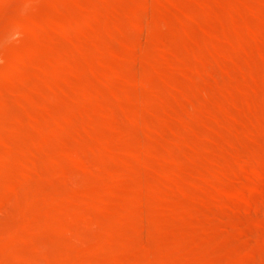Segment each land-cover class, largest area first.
Listing matches in <instances>:
<instances>
[{
  "label": "bare ground",
  "instance_id": "obj_1",
  "mask_svg": "<svg viewBox=\"0 0 264 264\" xmlns=\"http://www.w3.org/2000/svg\"><path fill=\"white\" fill-rule=\"evenodd\" d=\"M36 1L39 0H32V3L30 0V5H27H33L31 7L34 9V5L37 6V3L35 4ZM46 1L53 5V11H51V13L53 12L52 14H41L37 11L36 13L38 16H35L37 14H34V12L38 10L37 7L35 8V11L33 10L34 12L30 11L34 14L33 16L32 13L27 11L28 8L30 10L31 7L27 6L26 12L22 11L23 14L25 13L23 16H15L16 19L14 21L12 20L16 30H14L15 28L13 25H11L13 28L10 29L17 32L18 28L20 29L18 30V33L22 30L25 31V33H31L30 36L33 34H39V41L37 42L39 45L36 43L35 45L39 48L45 45L47 50L39 53L36 47L34 48V45L26 47L23 46V43L21 46L16 45L19 48L14 46L18 50H10L4 55L3 62L5 63L0 68V80H10L8 82H12L11 80H13L16 87H12L8 91L5 89L7 92L3 91L4 87L2 85L1 88L3 87V89L0 88V145L10 141L5 150H0V183H6L8 190L15 191L23 184H30L31 181H34L35 183L34 179L38 175V172L45 173L42 177L40 176L42 179H45V181L41 180V184H44L43 182L46 183L48 175L52 176L51 174H61L64 176L71 174L73 176L76 172L84 171V173L88 175V178L85 179L92 182L104 180L108 183L111 180L118 184L120 183L121 186V183L134 179L136 187L130 196L117 199L118 201L116 198H110L107 195L95 200V202L100 201L97 206L100 207V209L102 208V210H105L104 214H106L108 208H111L110 210H116H114L113 217L115 218V221L113 222L114 225L117 223V226L115 225L116 227L109 228L110 230L108 229L107 235L104 238L101 237L103 239L100 240L99 243L101 244L99 246V243L97 246L92 244L89 245L88 237H85V233L93 229V227L91 228L90 226L95 223L94 210H99L96 208V205H93L95 203L92 202L91 204L89 200L85 201L86 199L84 198L81 200L77 199L78 202L72 201L71 203V201L64 200V198H69L68 196H64L63 200L65 202H61V207H58H60V213L67 216V218L65 217L66 220L56 222L47 219L44 222L39 221L40 223L36 224L34 222H30L29 225L25 223L27 226L24 228L25 234L22 233L23 237L19 238L13 236V238L9 239L5 244H0V264H18V262L23 260H28L27 262H37L36 264H44L43 260L47 257L46 248L48 247H46L44 251V249L41 250L39 244V246L36 245L33 248L31 247L32 249L25 251L20 249L21 247H19V245H25L29 242L31 243L33 238H35L34 235L36 233H41L43 231L48 232L50 229H55V231L57 230L58 232H61V236L63 233H67L66 235L68 236L66 237H68L69 240L68 238L66 240L68 241L72 238L71 240L75 239L76 242H81H77L76 247H78V244H80L81 247L88 245L85 254L87 257L89 256V258L85 256L79 259L77 258L78 262L74 264H126V262L131 261V259L135 260L133 261L134 264H212L214 262L217 263L219 257H217V255L212 256L210 251L212 249L220 250L223 246V242H221L223 238L220 235L221 232H233L235 234V239L241 238V242L243 240L242 238H245L248 233L252 234V231H255L254 234L259 235L260 230H264V210H260L264 207V205L261 204L264 203V192L261 182L264 178V147L263 145H260L259 147H255L254 150L250 147L252 152L250 151L249 154L245 155L239 154L232 161L228 160V156L238 143L235 139L236 135H233V130H235V126L242 120L240 116L234 113L236 111L233 112L234 109H232V104H235L236 101L240 100V94L245 98L246 103L244 105H246V108L249 109L251 113V111L256 108L253 99L260 100V87L257 88L258 85L256 86L254 82L257 73L261 70V66L259 65L263 64L264 66V0ZM69 1L74 3L72 6L73 8L67 9L65 6H63V8L59 4L61 3L64 5V3H70ZM25 2L29 1L25 0ZM21 4L23 5L24 3L21 2ZM154 7L156 8V11ZM170 8H173L174 10L180 8L185 11H182L181 13L179 10H175V14L173 15L170 13L173 11H168ZM164 9H166L167 14L169 15L163 13ZM152 10L156 12V15L154 11L153 14H151ZM148 11H150V13ZM145 13H148V16H145ZM142 14H144V16ZM57 15H60L61 17H57ZM149 16H152V18H149ZM255 17L261 20L260 24H257L255 21L256 25H254V20L251 23V18ZM95 21L100 24V26L97 25L99 28H92V24ZM126 25H131V28H129L131 29L130 33H139V36L145 32L147 34L148 32L150 34H148V37L143 34L145 36L142 35L140 38L141 40L142 37L145 39L147 38L148 42H142L138 39V36V38H136L137 41L123 44V36L128 32ZM193 25H197L198 30H191ZM50 30H52L51 33ZM76 30L80 32L78 33L79 36L82 34L84 35L77 39H75L76 37H71V35H73L72 33H74L73 31L77 32ZM136 34L135 36H137ZM57 35L63 37L59 38ZM57 38L64 41L66 38V41L59 42ZM154 38L156 41L154 40L153 42L152 39ZM14 39H16V37ZM14 41L16 42H13L12 39L13 44L20 43L17 42V39ZM149 41L152 42L150 43ZM7 43H11V41ZM117 43L118 45H115ZM148 44L150 45V49H148ZM85 60H88L89 63H86V67H83L81 62L83 63ZM239 73L244 74L245 78L241 84L242 86L240 88L238 87L237 91L232 87L233 85L229 83V79L234 80L235 76ZM262 73L264 72L262 71ZM85 75L91 76L93 80L91 77H89L90 79L88 80H84L83 77ZM224 76L226 77L225 81H222V85H219L220 82L218 79H221ZM261 76L263 78V75ZM227 78L228 82H226ZM115 79H117V81L120 80L121 83L119 85L114 84ZM191 81H193V86H187L184 84V82L189 83ZM214 81L219 83L215 84L213 83ZM231 83H233V81ZM64 84H66V86H62ZM215 89H218L217 91H220L223 94L228 95L229 93L230 96L227 98V102L217 103L214 100L217 96L213 99L214 101L212 98L208 100L207 97L212 93L211 90ZM262 92L264 95V91ZM200 94L206 96L207 101L204 100V103H199V100L195 101L192 99L196 98L198 95L200 96ZM39 98H41L40 101ZM204 98H202V100ZM222 101L224 100L222 99ZM163 102L172 103V105L176 104V106L181 105L185 108V112H188L187 115L180 116V124H177L174 128L173 126L176 123L171 125L175 116L174 108L163 113L161 117L163 123L161 122V125L151 123L154 125L150 126L148 123L150 114L154 113V110H152L154 105ZM240 102L241 101H239V104L241 105ZM256 103H258L257 100ZM41 106L46 109L48 108V110L54 106L57 109L55 112L49 110L47 114H39L37 111L38 108H36L35 110L37 113L35 112L34 115L28 113L30 109ZM243 107L242 104L241 108ZM82 108L85 109V113H82ZM183 108H181V110ZM160 114H156L158 118L160 117ZM225 116L230 120L229 125L225 123ZM221 117H224L222 124V121H219ZM99 119H104L108 123H104L105 125H103L100 123ZM11 120L12 122H10ZM254 121L255 119H253V122L251 123L253 124ZM257 121H255V123ZM199 123H202L203 125L204 123L206 124L207 129L203 135V140L207 143L214 140V133L218 130L225 131L226 126L229 133L226 135L227 138L225 142H227L228 145L225 143V149L219 152L218 155H213L210 158L208 157L206 163H204L206 164V167H208V172L195 175L194 177L191 176L186 179V176L189 175H186L188 173V167L185 166L183 162H178L176 160L178 158L175 159V156L172 157V154L170 156L165 155V157L172 159L177 163L176 168L173 169L172 172H169L166 169V163H169L167 158H165L164 162L160 160L161 162L158 166L155 165L156 167L152 165L151 160L154 157H163V155L160 154L161 152L163 153V151L158 153L156 149L154 150L153 148L155 146H152L154 144L153 139L155 138V134H151V141H149L148 144L140 145L141 147L139 148H127L125 150L121 149L120 151L119 148H117L118 151L116 150L117 141L118 143L120 142L115 135L118 134L122 137V134L125 136L134 134L135 136V134H139L141 131L144 135L145 131L162 133L171 130L170 132H173V136L170 138L173 137V140H171L174 143L189 142L192 144L190 138H192L196 132L197 125L200 127ZM257 125H259V123ZM118 126L121 128L118 129ZM260 130L259 126L254 127L253 124V126L245 132L248 136H255L256 134H259ZM240 134L241 133H239V135ZM113 136L117 141L113 139ZM259 138L261 139V137ZM198 139L200 140L201 138L198 137ZM24 140L28 141L25 142ZM69 140H74V145L72 144V146H69L68 148L57 147V144L61 145L66 141L69 142ZM124 140L125 142L127 141L126 139ZM197 140L195 141L196 144L199 142V140L198 142ZM136 142L138 141L136 140ZM121 143L124 144V142ZM134 143L132 142V145ZM196 146L198 149L201 145L198 144ZM198 153L199 152H197V154ZM203 154H198V156L195 154L196 156L192 158V161L190 160L191 164H196L199 156ZM43 155L45 157L42 158ZM181 155L179 157H181ZM122 157H126L130 161L128 160L129 162L127 161L122 167L115 168L114 165L124 159ZM182 159H184V157ZM138 163L139 165L137 166ZM197 166L200 170L201 166H199V163ZM154 168L160 172L159 177L155 181V185L152 188L149 187L152 192L154 191L155 196L152 194L151 196L148 195V197H146L147 189H145V184L147 185V183L144 182L143 177L145 176V172L150 169L154 171ZM15 171L18 173L16 176H8L9 172L15 173ZM97 171H99V173ZM80 177H82V175ZM178 177H181L183 182L179 184L172 183V181ZM67 179L66 176L65 181H70ZM78 179L80 180L81 178ZM78 179H76V183L78 182ZM85 179L83 178V181ZM74 181L75 180H73V183H75ZM38 182L40 183V181ZM38 182L35 184L31 182L32 185H34L31 188L38 185ZM86 182L87 181L81 183V185H84ZM47 183L48 187L49 182ZM100 183L99 184L102 185V182ZM46 184L44 186H46ZM60 184L57 186L60 187ZM78 184L77 186L80 185ZM112 185L113 184H111V186ZM30 186L31 185H29V187ZM29 187L23 188H28L27 190H29ZM189 187L199 190V194H195L196 197L191 198L189 203L183 204L184 201L180 202L182 200L179 198L180 201H175L172 203V206H160V203L158 202V200L162 199L160 197H167L165 199L168 200L174 199L168 197H172L175 193H185ZM37 188L40 187L38 186ZM45 188L46 187H44V189ZM70 188L73 189L76 187L72 188L71 186ZM208 188H211V190ZM66 189L65 192L67 191ZM18 190L19 189H17V191ZM36 190H34V192ZM56 191L59 192L57 189ZM89 191L92 193L91 189ZM104 191H106V189H104ZM208 191H210V193L205 194V192ZM6 192L3 193V195L0 193V211H2L6 205L11 203L12 200L9 195L11 191L10 193ZM23 192L20 194L25 195V198L26 196L31 195L30 192H27L29 195ZM34 192L32 191V193ZM109 192L111 194L113 190H110ZM124 192L126 191L124 190ZM245 192L246 194L250 192L249 196L245 197ZM42 193L44 194V190ZM59 193L61 194V192ZM106 193L108 192H105V194ZM32 196H30L29 199ZM36 196L41 197L42 195ZM17 197H20L18 198L19 200L22 198L25 199L23 196L21 198V196L17 195L16 198ZM72 197L73 196H71V199ZM91 197L89 196V198ZM41 198L39 200H41ZM57 201L50 202L52 210L57 206ZM18 202L23 203L24 200ZM151 202L157 207L155 210L150 209L148 204ZM25 203L27 204V201H25ZM13 204L9 205L12 209L15 207ZM259 204L263 206L260 207ZM37 208L39 209V207ZM216 209L219 210L216 211ZM22 210H24V208ZM18 212L19 211H17V214ZM97 212L98 213L95 211V214H99V211ZM7 213L9 212L7 211ZM13 213L14 212H12V214L9 213V216L16 214ZM19 213H21V211ZM106 215L105 218H107ZM59 216L57 217L59 218ZM99 216L104 219L103 215L100 214ZM14 217L16 218L17 215L12 218ZM24 217H26V215H24ZM161 217L165 218L166 222L167 220L177 223L179 222V224L191 222L193 224V229L190 230V232L180 234V236L178 235L179 233L175 231L177 232L176 238H178V236L179 238L174 240V238L171 237L174 241L171 243L172 245L162 246L165 248L163 250L161 249L162 251H159L158 247L154 245L155 242L161 243L160 241L158 242V240L166 239L168 235H175V232L173 233V231L170 230L171 227L168 229L166 226H159L162 222L158 223ZM249 217L252 218L253 221L250 225H246ZM7 218L11 219V223L12 218ZM53 218L56 217L53 215ZM98 218L99 217H97V219ZM245 218H247L246 222H244ZM108 219H110V217H108ZM3 221L1 223H3ZM91 222L94 223L91 224ZM4 224L5 223H3L1 228L4 227ZM171 225H173L172 222ZM174 225L177 226L176 224ZM175 226L174 228L172 227L173 230L176 229ZM89 227L91 229L87 230ZM8 229H11L12 232L14 231L11 227ZM18 229L17 232L20 231V227ZM3 231L5 232V228ZM6 231L8 234L9 231ZM256 231L259 232L256 233ZM209 232H219L218 236H220L221 240L218 238L220 241L217 239L212 243L210 238L209 241L211 242H207L208 236L206 237L207 240H205V242L202 238V240L200 239L199 241L200 243L203 241V244H200V248L196 247L197 249H200L199 251L197 249H191L190 247L193 245L189 247L190 249L183 246V244L186 243L184 241L190 239L192 235L197 234L198 236L200 233L209 234ZM1 233L3 232H0V234ZM100 235L102 234L100 233ZM262 235L263 234H261L258 239H260ZM4 237L6 236H3V240ZM85 238L87 240H85ZM156 238L160 239L155 241ZM253 238L256 240V235ZM59 240L61 241V238ZM64 241L62 237V242ZM135 241H141V243L138 242L139 244L136 243V245ZM74 242L75 241H71V243H69L73 244ZM188 242L190 243V241H187V243ZM195 242L198 243V241ZM233 242L234 244H232L231 247H234L233 245L237 244V242ZM238 242H240V240ZM257 242L259 243V240H257ZM262 243L264 244V239L263 242H261V245ZM66 244H68V242ZM131 244H134L132 245L134 249L137 246L140 247V244H142V247L141 249L139 248L140 251L137 250L139 252L134 253L132 252L134 250L132 249L133 247L130 246ZM245 247H247V244H245ZM250 247L248 250H245L240 254L238 253V259H235L237 263L231 260L227 263L225 262V264H245L254 259V257H256L255 255L258 257L263 256L262 254L258 255V252H264V248H260L262 250L259 251L260 249L258 250L257 247V252L255 251L252 253V250L253 248L255 250V247ZM62 248H64L63 245ZM51 249H49V251L52 252ZM64 249L66 251L69 248ZM250 249L251 251H249ZM107 251L111 252L112 256H110V253ZM74 252L76 251L74 250ZM103 252L109 253L108 256L111 258L108 260L109 257L107 256L108 261L100 263L96 260H91ZM104 254L105 253H103V257H105ZM67 256L68 255H66V257ZM263 258L262 260L264 261ZM73 259L75 260L74 257ZM173 259L177 261H173ZM223 260L224 257L222 258V262ZM64 261L65 260H63V262ZM60 263L71 264V262ZM128 263L130 264L131 262Z\"/></svg>",
  "mask_w": 264,
  "mask_h": 264
},
{
  "label": "rangeland",
  "instance_id": "obj_2",
  "mask_svg": "<svg viewBox=\"0 0 264 264\" xmlns=\"http://www.w3.org/2000/svg\"><path fill=\"white\" fill-rule=\"evenodd\" d=\"M29 2H25V0L23 1V0H0V68H1V66H3L4 65V63L5 62H3L4 61V55L8 52V51H10V50H18V49H16V48H19V47H17L16 45H18V46H21V45H23V43H24V45L23 46H26V47H29V46H33L34 45V48L36 47V45H35V43L37 44V42L39 41V34H36V35H32V36H30V34L28 33V32H26L25 33V31H22L21 30V32L19 31V33H18V30H20V29H18L17 28V32H15V31H13L12 29H10V28H13L14 27V25H13V21L16 19V17L15 16H23L24 14H23V12L25 11L26 12V10H27V6L28 5H30L29 3H30V0H28ZM67 1V0H66ZM66 1H64V2H66ZM70 1H72V0H70ZM69 1V2H70ZM15 2H16V4H15ZM21 2L22 3H24L23 5L21 4ZM59 2H61V1H59ZM31 3H32V0H31ZM37 3V6L36 5H34V9H33V7H31V6H33V5H31V6H28V7H31L32 8V10H31V8H30V10H29V8H28V12H30V11H32V12H34L35 11V8H37L38 7V10H36L35 12H34V14L37 12V11H39L41 14H47V13H51V11H53V5H51L50 3H48L46 0H39V1H36L35 2V4ZM63 3V2H62ZM28 4V5H27ZM34 4V3H33ZM62 7L63 6H65L67 9H69V8H73L72 6L74 5V3L73 2H70V3H64V5H62L61 3H59ZM16 6V7H15ZM59 6V5H58ZM61 6H59V7H61ZM18 7V8H17ZM24 7H25V9H24ZM39 7H40V9H41V11H40V9H39ZM22 8V9H21ZM43 8V9H42ZM64 8V7H63ZM65 8V9H66ZM17 9V10H16ZM154 9H155V11H156V8L154 7ZM16 10V11H15ZM34 10V11H33ZM168 10V9H167ZM176 11L177 10H179L181 13H182V11H185V10H183V9H178V8H176L175 9ZM175 10L173 9V8H170V10H168L169 12L170 11H173V12H170V13H172L173 15L175 14L174 12H175ZM23 11V12H22ZM153 11L154 10H152V13L151 14H153ZM154 11V12H155ZM18 12V13H17ZM22 12V13H21ZM32 12H30V13H32ZM149 13H150V11H148ZM166 12V13H165ZM53 13V12H52ZM51 13V14H52ZM163 13L165 14V15H169V14H167V11H166V9H164L163 10ZM177 13V12H176ZM17 14V15H16ZM27 14H29V13H27ZM33 14V13H32ZM34 14H33V16H34ZM37 14V13H36ZM40 15V14H39ZM48 15H50V14H48ZM143 16H144V14H142ZM155 15H156V12H155ZM154 15V16H155ZM177 15H178V13H177ZM35 16H38V14L37 15H35ZM43 16V15H42ZM145 16H148V13L146 14L145 13ZM153 16V15H152ZM152 16H149V18H152ZM57 17H61L60 15H57ZM12 18V19H11ZM39 18V17H38ZM9 19V20H8ZM41 19V18H40ZM13 20V21H12ZM253 20H254V25H256V23L257 24H260L261 23V20L259 19V18H257V17H255V18H251V23L253 22ZM255 21H256V23H255ZM12 23V24H11ZM11 25H13V27L11 26ZM97 25H99L100 26V24L98 23V22H93V24H92V28H94L95 27V29H96V27L97 28H99V26H97ZM227 25V24H226ZM126 27H127V29H128V32L126 33V35L125 36H123V38H124V40L125 39H127V40H123V44H129V43H132V42H135V41H137V39L136 38H138V36L140 35L139 33V35L138 34H136L135 32H131L130 33V30L131 29H129V28H131V25H126ZM5 28V29H4ZM8 28V29H7ZM15 28V27H14ZM3 29V30H2ZM194 29L195 30H198V26L197 25H193L192 27H191V30H193L194 31ZM14 30H16V28L14 29ZM149 30V29H148ZM41 31V30H40ZM51 31L52 30H50V33H51ZM55 31V30H54ZM77 32H75V31H73L74 33H72L73 35H71V37H76L75 39H77L78 37H81V36H83L84 34H82V35H78V33H80L78 30H76ZM85 32V31H84ZM15 33H18L19 34V36H18V34H15ZM39 33H41V32H39ZM57 33V32H56ZM63 33V32H62ZM86 33V32H85ZM21 34V35H20ZM135 34L137 35V36H135ZM141 34H142V32H141ZM143 34H145V35H147L146 37H148V32H147V34H146V32L145 33H143ZM142 34V35H143ZM55 35V34H54ZM59 35V34H58ZM57 35V36H58ZM61 35V34H60ZM141 35V36H142ZM145 35H143V36H145ZM150 35V34H149ZM21 36V37H20ZM63 36H64V34H63ZM62 36V37H63ZM141 36H139V40H141L140 38H141ZM16 37V39H17V42H20V43H18V44H13L12 43V39H13V42H16V41H14V40H16V39H14ZM59 37V36H58ZM61 36L59 37V38H62ZM70 37V38H71ZM9 39V40H8ZM19 39V40H18ZM58 39V38H57ZM68 39V38H67ZM59 40V39H58ZM144 40V41H143ZM154 40L156 41V39L154 38V39H152V41L154 42ZM11 41V43H7V42H10ZM60 41H64V40H62V39H60L59 40V42ZM65 41H66V38H65ZM64 41V42H65ZM69 41H70V39H69ZM142 42H148V40H147V38L145 39L144 37H142V40H141ZM151 41V42H152ZM64 42H62V43H64ZM75 42V41H74ZM146 42V43H147ZM150 42V41H149ZM150 42V43H151ZM22 43V44H21ZM29 43H31V44H29ZM146 43H145V45H146ZM41 44V43H40ZM120 44H121V41H120ZM154 44V43H153ZM37 45H39V44H37ZM41 45H43V44H41ZM114 45V44H113ZM115 45H118V43L117 44H115ZM143 45H144V43H143ZM149 45V44H148ZM13 46V47H12ZM14 46H16V48L14 47ZM46 46H48V45H46ZM152 46V45H151ZM150 47V45L148 46V49H150L149 48ZM9 48V49H8ZM30 48H33V47H30ZM153 48V47H152ZM36 49H37V51L39 52V53H42V51H46L47 50V48H45V45H43L42 47H36ZM147 49V48H146ZM41 50V51H40ZM114 60V59H113ZM112 60V61H113ZM116 61H118V60H116ZM115 62V61H114ZM86 63H89V61L88 60H85V62L83 61V63L81 62V64H82V66L83 67H86ZM259 66H261V70L257 73V77L255 78V85L257 86V88H259V90H260V93L262 94H260L259 95V99L260 100H258V99H256L257 100V102L258 103H256V100L255 99H253V103H254V101H255V103H254V106L256 107V108H254L252 111H251V113H250V111H249V109H247L246 108V105H244L245 103H246V100H245V98H243V96L242 95H240L239 94V101H241L240 103H241V105L239 104V101H236L235 102V104L233 103L232 104V109H234L233 110V112L234 111H236V112H234L235 114H237L238 116H240L241 117V121H240V123L239 124H237L235 127V130H233L234 131V134L233 135H236V137H235V139H236V141L238 142L235 146V148H234V150L229 154V156H228V160H230V161H232V160H234L235 159V157L237 156V155H239V154H242V155H245V154H249L250 153V151L252 152V150H254L255 149V147H259L260 145H263V147H264V98H263V92L262 91H264V73H262V71L264 72V66H263V64H260ZM259 74V75H258ZM261 75H263V78H262V76ZM87 75H85L83 78H84V80L86 79V80H88V79H90L89 77H91V76H87ZM92 78V77H91ZM225 76L223 77V78H221V79H224V80H221V79H218V81L221 83H219V82H216V81H214L213 83H219V85H222V83L225 81ZM244 74H242V73H239V74H237L236 76H235V81L234 80H231V79H229L230 81H229V83L231 84V85H233L232 87L235 89V90H237L238 91V87L240 88L242 85V83H243V81H244ZM8 80V79H7ZM92 80H93V78H92ZM8 81H10V80H8ZM8 81H6V80H4L3 79V81L2 80H0V88H1V85L4 87V89H3V87L1 88V89H3V91H8L10 88H12V87H16L15 86V83L13 82V80H11L12 82H8ZM223 81V82H222ZM233 81V83H231ZM226 82H228V78H227V81ZM225 82V83H226ZM236 82V83H235ZM1 83H3V84H1ZM14 83V84H13ZM121 82H120V80H118L117 81V79H115V82H114V84H117V85H119ZM262 84L263 85V87H262V85H260V84ZM6 84V85H5ZM9 84V85H8ZM11 84H12V86H11ZM184 84L185 85H190V86H193L194 84H193V81H191V82H187V83H185L184 82ZM237 84V85H236ZM236 86V88H235V86ZM260 85V86H259ZM7 86V87H6ZM11 86V87H10ZM62 86H66V84H64V85H62ZM215 87H217V86H215ZM6 89V90H5ZM218 89H215V90H211V92L212 93H210L209 94V96L207 97L208 98V100L210 99V98H212V100L214 99L217 103H220V102H223V103H225V102H227V98L230 96L229 95V93H228V95L227 94H223L222 92H220V91H217ZM241 90V89H240ZM262 90V91H261ZM6 91V92H7ZM216 92V93H215ZM222 94V95H221ZM199 96V95H198ZM196 97V98H192L193 100H199L198 102L199 103H204L205 101H207V98H206V96H202L201 94H200V96L199 97ZM261 96V97H260ZM205 97V98H204ZM202 98H204L203 100H202ZM224 100V101H222V99ZM243 98V99H242ZM257 98V97H256ZM192 99H191V101H192ZM219 99V100H218ZM41 100V98H39V101ZM205 100V101H204ZM213 100V101H214ZM201 101V102H200ZM211 101V100H210ZM197 102V103H198ZM238 102V103H237ZM166 103V104H165ZM260 103V104H259ZM262 103V104H261ZM168 104V105H167ZM242 104H243V108H241V106H242ZM127 105V104H126ZM125 105V106H126ZM124 106V107H125ZM127 106H129V105H127ZM160 106V107H159ZM240 106V107H239ZM49 107H51V106H49ZM55 107V106H54ZM54 107H51V108H49V110L50 111H53V112H55L56 111V107L54 108ZM156 107V108H155ZM166 107V108H165ZM171 107V108H170ZM36 108H38L37 109V111H38V113L40 114V113H48L49 112V110H48V108L46 109V108H44V107H35L33 110H35ZM161 108V109H160ZM162 108H163V110H162ZM172 108H174L173 110H174V114H175V116H174V118H173V120H172V122H171V125H173V124H175L174 126H173V128L174 127H176L177 126V124L179 125L180 124V121H179V118H180V116H184V115H187L188 114V112H185V108H183L181 105H177L176 106V104L175 105H172V103H168V102H163V103H158V105L157 104H155L154 105V107H153V109L152 110H154L153 112V114L151 113L150 114V116H149V120H148V123L150 124V126H152V125H154L155 123H157V124H159V125H161L162 123H163V121H162V119H161V117H162V115H163V113H165L166 111H168L169 109H172ZM177 108V109H176ZM181 108H183L182 110H181ZM235 108H236V110H235ZM32 109H30L29 111H28V113L29 114H31V115H34V113L36 112V110L35 111H33ZM158 109V110H157ZM242 109V110H241ZM258 109V110H257ZM31 110H32V113H31ZM82 110V113H85L86 111H84L85 109H81ZM80 110V111H81ZM176 110V111H175ZM239 110V111H238ZM245 110H247V111H245ZM261 110V111H260ZM84 111V112H83ZM159 111V112H158ZM164 111V112H163ZM179 111V112H178ZM260 113H258V112ZM242 112H244V113H242ZM247 112V113H246ZM253 112V113H252ZM37 113V112H36ZM160 114V117L158 118L157 117V115L156 114ZM183 113V114H182ZM250 113V114H249ZM255 113V114H254ZM246 114V115H245ZM245 115V116H244ZM248 115H251V116H248ZM40 116V115H39ZM42 116H43V114H42ZM246 116H248V117H246ZM254 116V117H253ZM245 117V118H244ZM252 117H253V119H255V121H257V120H259V121H257L256 123H255V121H254V127H258L259 126V128L261 129L260 130V132H259V134H260V136H259V134L257 135H255V136H248V135H246V132L248 131V129H250L252 126H253V124L251 123V122H253V119H252ZM262 117V118H261ZM153 118V119H152ZM222 118V119H221ZM220 119H219V121L221 122V124L223 123V119H224V117H221ZM247 119H248V122H247ZM13 120V119H12ZM12 120L10 121V122H12ZM228 120V121H227ZM249 120H250V122H249ZM99 121H100V123L101 124H103V125H105V124H107L108 122L106 121V120H104V119H99ZM154 121V122H153ZM178 121H179V123H178ZM230 120L225 116V123L226 124H228L229 125V122ZM261 121V122H260ZM162 122V123H161ZM174 122V123H173ZM105 123V124H104ZM151 123H154V124H151ZM259 123V125H257ZM263 123V124H262ZM250 124V125H249ZM256 124V125H255ZM46 125V124H45ZM202 125V126H201ZM252 125V126H251ZM199 126L200 127H198V125H197V127H196V132L194 133V135L192 136V138H190L191 140H190V142L192 143V144H190L189 142H187V143H174L172 140H173V137L172 138H170L171 136H173V132L171 133L170 131L171 130H169V131H166V132H162V133H156V132H153V131H149V132H147V131H145L144 132V135H143V133H141V136H140V133L139 134H135V136H134V134H132V135H128V136H125L124 134H122V137H121V135H115V137L119 140V142L120 143H118V141H117V139H115V137L113 136V139H115L116 141H117V145H118V147H117V145H116V150L118 151V149L117 148H119V151L122 149V150H125V149H127V148H139V147H141L142 145H146V144H148V142L149 141H151L150 140V137H151V134H155L154 136H155V138L153 139L154 140V144L152 145V146H155V147H153L154 148V150L156 149V151L158 152V153H160L161 151H163V153L161 152L160 154L161 155H163V157L161 158L160 156L159 157H154L151 161H152V165L153 166H158L159 165V163L161 162V161H163L164 162V160H165V158H167V157H165V155L166 156H170L171 154L173 155L172 157H174L175 159L176 158H178V159H176L178 162L179 161H181V162H183V164H185V166H187L188 168H187V171H188V173L186 174V175H188V176H186V179H187V177L188 178H190L191 176L192 177H194L195 175H198V174H203L204 172H208V167H206V164H204V163H206V160L208 159V157L210 158V157H212L213 155H218L219 154V152H221L222 150H224L225 149V143L228 145V143L227 142H225L226 141V135H227V133H229V130H228V128L225 126V131L224 130H218L216 133H214V140H212L211 142H205L204 140H203V135H204V133L206 132V129H207V127H206V124L204 123V125L201 123H199ZM261 126V127H260ZM121 127L120 126H118V129H120ZM220 129H222V128H220ZM242 130V131H241ZM241 131V132H240ZM246 131V132H245ZM262 131V132H261ZM153 132V133H152ZM170 132V133H169ZM199 132H200V134H199ZM148 133V134H147ZM168 133V134H167ZM239 133H241L240 135H239ZM245 133V134H244ZM157 134H159V135H157ZM148 135V136H147ZM150 135V136H149ZM242 135H243V137H242ZM263 135V136H262ZM133 136V137H132ZM138 136V137H137ZM257 136V137H256ZM137 137V138H136ZM147 137V138H146ZM161 137V138H160ZM167 137V138H166ZM168 137H169V139H168ZM198 137L199 138H201L200 140L198 139ZM219 137V138H218ZM223 139H222V138ZM259 137H261V139L259 138ZM156 138H157V140H156ZM158 138H159V140H158ZM164 139V141H163V139ZM124 139H126L127 141V143L125 142V140ZM172 139V140H171ZM199 140V142H198V140ZM136 140L138 141V142H136ZM143 140V141H142ZM146 140V141H145ZM148 140V141H147ZM162 142H161V141ZM168 140V141H167ZM171 140V141H170ZM197 140V144L195 143V141ZM25 142H27L26 140H24ZM73 141L74 140H69V142H64L63 144H57V147H61V148H68L69 146H72V144H73ZM134 143L133 145H132V142ZM142 141V142H141ZM171 143H170V142ZM203 141V142H202ZM221 141H222V143H221ZM10 142V141H9ZM9 142H7V143H4V144H1L0 145V150L2 151V150H5L6 148H7V146H8V143ZM121 142H124V144H122ZM240 142V143H239ZM131 143V144H130ZM138 143V144H137ZM143 143V144H142ZM162 143H163V145H162ZM174 143V144H173ZM69 144H71V145H69ZM198 144H200L201 146H199L198 147V149H197V146L196 145H198ZM239 144V145H238ZM74 145V144H73ZM120 145H122V146H120ZM135 145V146H134ZM141 145V146H140ZM159 145V146H158ZM192 145V146H191ZM204 145V146H203ZM238 145V146H237ZM244 145V146H243ZM252 145V146H251ZM254 145V146H253ZM131 146V147H130ZM158 148H157V147ZM167 146H169V147H167ZM189 146V147H188ZM196 146V147H195ZM211 146V147H210ZM214 146V147H213ZM166 147V148H165ZM171 147V148H170ZM179 147V148H178ZM204 147V148H203ZM217 149H216V148ZM247 147V148H246ZM252 148V150H251V148ZM124 148V149H123ZM193 148H195V149H193ZM202 148H203V150H202ZM159 149H161V150H159ZM205 149V150H204ZM208 149V150H207ZM245 149V150H244ZM180 150V151H179ZM212 150H213V152H212ZM248 150V151H247ZM207 151V152H206ZM211 151V152H210ZM197 152H199L198 154H203V155H200L199 156V159H198V162L195 164H191V161H192V158L194 157V156H198V154H197ZM166 153V154H165ZM174 153V154H173ZM210 153H211V155H210ZM213 153V154H212ZM182 154V155H181ZM185 154V155H184ZM196 154V155H195ZM209 154V155H208ZM181 155V157H179ZM188 155H190V156H188ZM205 155V156H204ZM43 157H45L44 155L42 156V158ZM184 157V159H182ZM207 157V158H206ZM122 158H124V159H122V160H120L119 162H117V164H115L114 165V167L115 168H119V167H122L129 159L128 158H126V157H122ZM189 158V159H188ZM127 159V160H126ZM126 160V161H125ZM161 160V161H160ZM167 160L169 161V163H166V169L169 171V172H172L173 171V169H175L176 168V165H177V163L175 162V161H173L172 159H169V158H167ZM184 160V161H183ZM191 160V161H190ZM130 161V160H129ZM128 161V162H129ZM167 161V162H168ZM170 161H171V163H170ZM186 161V162H185ZM190 161V162H189ZM158 162V163H157ZM180 162V163H181ZM188 162V163H187ZM199 163V166H201V169L199 170V167L197 166V164ZM188 164H190V165H188ZM201 164V165H200ZM139 165V163L137 164V166ZM168 165V166H167ZM155 166V167H156ZM175 166V167H174ZM190 166V167H189ZM194 167V168H193ZM195 167H198V168H195ZM114 168V169H115ZM153 169V168H152ZM152 169H150L149 171H147V172H145V176L143 177V180H144V182L145 183H147V185L145 184V189H147V192H146V194L147 195H145L146 197H148V195H154L155 196V194H154V191L152 192V190H151V188L155 185V181H156V179L159 177V173L160 172H158L157 170H155V168H154V171L152 170ZM170 169H172V170H170ZM197 171V172H196ZM201 171V172H200ZM98 173H99V171H97ZM193 173H195V174H193ZM14 174V175H13ZM18 173L15 171V173L14 172H9L8 173V176H10V177H13V176H16ZM45 173L44 172H38V175L36 176V178L34 179L35 180V183H37L38 181H40V183L38 182V185H35V187L34 188H31V187H33L34 185H32V183L31 182H33V184H35L34 183V181H31L30 182V184L29 183H27V184H23V185H21L19 188H17V189H19L18 191H17V189L15 190L16 191V193H15V191L14 190H8L7 189V186H6V183H0V190L2 189V187H3V189L1 190V195H3V193H5L6 192V190H7V192L6 193H10V191H11V193L9 194L10 195V198H12V200H11V203H9L8 205H6V209L5 208H3L2 209V211H0V232H3V233H1L0 234V244L1 245H3V244H5L6 242H8V240L9 239H11V238H13V236H17V237H23V234H25V230H24V228L27 226V225H29L30 224V222H34L35 224L36 223H40V222H44L45 220H51V221H59V222H61V221H65L66 219H65V217L67 218V216L66 215H64V214H61L60 213V203L61 202H65L64 200H67V201H71V203H72V201H77V199H79V200H81L82 198H84V199H86L85 201H90V203L92 204V202H94L95 204H93V205H96V208L97 209H99V210H94V219H95V223L94 222H91V224L92 223H94L92 226H90L91 228L93 227V229L92 230H90L91 228L89 227L87 230H90V231H88V232H86L85 233V237L88 239V242H89V245L90 244H92V245H94V246H97V244L100 242V240L101 239H103L106 235H107V232H108V229L109 228H114V227H116L117 225V223H115V225H114V222L113 221H115V218L113 217V214H114V210L115 209H112V210H110L109 208L107 209L108 211H106V214H108V215H106V214H104V212H105V210H102V208L100 209V207H98L97 205L99 204V202L100 201H96L95 202V200H98L97 198H103V197H105L106 195L107 196H109L110 198L112 197V198H116V200L117 199H120V198H126L127 196H130V194H132L133 192H134V189H135V181H134V179H131V181L129 180V181H127V182H123V183H121V186H120V183L118 184L117 182H114V181H109L108 183L107 182H105L104 180H100L99 182H92V181H89L88 179H85V178H88V175L87 174H85L84 173V171H82V172H76V173H74V179H73V176L71 175V174H68V175H66L67 176V178L70 180V181H65L66 180V176H64V175H61V174H51L52 176H50V175H48V178H47V181H46V183L47 182H49V186L48 187H50V188H48L47 187V185H48V183L46 184L45 182H43V181H45V179H42L41 177L44 175ZM73 174V173H72ZM78 174V175H77ZM84 174V175H83ZM56 177H55V176ZM58 175V176H57ZM70 175V176H69ZM82 175V177L85 179L84 181H83V178L82 177H80ZM87 175V176H86ZM41 176V177H40ZM54 176V177H53ZM86 176V177H85ZM7 177V176H6ZM51 177V178H50ZM75 177H76V179H78V178H81L80 180L82 181H80L79 179L77 180L78 182L76 183V179H75ZM146 177V178H145ZM50 178V179H49ZM61 178V179H60ZM150 178V179H149ZM182 178H184V177H182ZM7 179V178H6ZM36 179H37V181H36ZM39 179V180H38ZM52 179V180H51ZM59 181H58V180ZM67 179V180H68ZM147 179V180H146ZM185 179V178H184ZM183 179V180H184ZM41 180H43L42 182L44 183V184H41ZM73 180H75L74 182L76 183H73ZM152 180V181H151ZM65 181V182H64ZM85 181H87L86 183H84V185H81V183H83V182H85ZM154 181V182H153ZM52 182H53V184H52ZM64 182V183H63ZM69 184H68V183ZM79 182H81V183H79ZM90 182V183H89ZM92 182V183H91ZM100 182H102V185H100L101 183ZM105 182V183H104ZM112 182V183H111ZM183 181H182V179H181V177H178V178H175L174 179V181H172V183H175V184H179V183H182ZM262 185H263V192H264V178L262 179ZM62 184V187H61V184ZM80 185H79V184ZM100 183V184H99ZM153 183V184H152ZM39 184H41V185H39ZM46 184V186H44ZM58 184H60V187H58L59 185ZM77 184L79 185V186H77ZM100 186H99V185ZM111 184H113L112 186H111ZM2 185V186H1ZM27 185V186H26ZM29 185H31L30 187H29ZM55 186V190L53 189V187ZM58 185V186H57ZM75 185V186H74ZM86 185V186H85ZM96 185V186H95ZM39 186L40 188H37V187ZM72 186V188L73 187H76V188H73V189H71L70 187ZM84 186V187H83ZM90 186V187H89ZM94 186V187H93ZM99 186V187H98ZM104 186V187H103ZM107 186V187H106ZM23 187H29V190H27L26 188H23ZM44 187H46L45 189H44ZM59 189H58V188ZM79 189H78V188ZM97 187V188H96ZM103 187V188H102ZM109 187V188H108ZM149 187H151V188H149ZM31 188V189H30ZM36 188H37V190H36ZM52 188V189H51ZM64 188V189H63ZM67 188V189H66ZM93 188V189H92ZM25 189H26V192H25ZM33 189V190H32ZM48 189H50V190H48ZM56 189L59 191V192H61V194L59 193V192H57L56 191ZM60 189H62V190H60ZM65 189L67 190L66 192H65ZM77 189V190H76ZM91 189V192L92 193H90V190ZM100 189V190H99ZM104 189H106V191H104ZM117 189H119V190H117ZM122 189V190H121ZM132 189V190H131ZM208 189H210L211 190V188H208ZM22 190V191H21ZM34 190H36L35 192H34ZM43 190H44V194L42 193L43 192ZM46 190H48V191H46ZM52 190V191H51ZM63 190H64V192H63ZM80 190V191H79ZM110 190H113V192L110 194ZM124 190L126 191V192H124ZM195 190V191H194ZM24 191V192H23ZM32 191L34 192V193H32ZM40 191H42V192H40ZM51 191V192H50ZM54 191V192H53ZM69 191V192H68ZM72 191H74V192H72ZM83 191H84V193H85V195H84V193H83ZM101 191H103V192H101ZM26 193L27 195H29V193H27V192H30V196H32L30 199H31V202H30V199H29V197L30 196H26V198H25V195H22V194H20V193ZM63 192V193H62ZM105 192H108V193H106L105 194ZM119 192V193H118ZM199 192V190H197L196 188H191V187H189V189L185 192V193H175V195H173L172 197H168V198H174V199H170V200H168V199H165V198H167V197H160V198H162V199H160V200H158V202L160 203V206H165V205H171L172 206V203H174L175 201H180V199L182 200V201H180V202H183V204H187V203H189L190 202V200H191V198H194V197H196V195L197 194H199L198 193ZM247 192V191H246ZM246 192L244 193V196L245 197H247V196H249V194H250V192H248L247 194H246ZM36 193V194H35ZM40 193V194H39ZM88 195H87V194ZM93 193H95V194H93ZM188 193V194H187ZM192 193V194H191ZM207 193H210V191H208V192H205V194H207ZM14 196H13V195ZM20 194V195H19ZM47 196H46V195ZM69 194V195H68ZM80 194V195H79ZM92 194H93V196H92ZM104 194V195H103ZM127 194V195H126ZM129 194V195H128ZM196 194V195H195ZM21 196V198H22V196L26 199H20V200H24V202L23 203H20V202H18V201H20L18 198H20V197H17L16 198V196ZM36 195H42L41 197H37ZM60 195V196H59ZM83 195H84V197H83ZM186 195V196H185ZM34 196H36V197H34ZM49 197V198H51V199H49V198H46V197ZM54 196H55V198H54ZM59 196V197H58ZM64 196L66 197V196H68L69 198H64ZM71 196H73L72 197V199H71ZM77 196H79V197H77ZM89 196L91 197V198H89ZM119 196V197H118ZM149 196V197H150ZM45 197V198H44ZM57 197V198H56ZM178 197V198H177ZM33 198V199H32ZM41 198V200H39ZM63 198H64V200H63ZM75 198V199H74ZM180 198V199H179ZM230 198H232V197H230ZM234 198V197H233ZM15 199V200H14ZM39 200V202H38V200ZM53 199V200H52ZM60 199V200H59ZM184 199V200H183ZM16 200H18V201H16ZM35 200H36V202H35ZM58 200V201H57ZM91 200H93V201H91ZM186 200V201H185ZM25 201H27V204L25 203ZM52 201H57V206H55V208H53V210H54V212H53V210H52V208H51V206H50V202H52ZM118 201V200H117ZM44 202V203H43ZM47 202H49V203H47ZM78 202V201H77ZM15 205H14V204ZM32 203H36V204H32ZM38 203V204H37ZM44 205H43V204ZM169 203V204H168ZM13 204V206H15L13 209L12 208H10V206L9 205H12ZM20 204V205H19ZM22 204V205H21ZM29 204V205H28ZM30 204H31V206H30ZM46 204V205H45ZM261 204H263L264 205V203H261ZM16 205H17V207H16ZM149 205V207H150V209H153V210H155V208H157V207H155V204H153V202H151V203H149L148 204ZM263 205H260L259 204V206L260 207H262ZM13 206H11V207H13ZM23 206V207H22ZM26 206V207H25ZM39 207V209L37 208V207ZM58 206H60V207H58ZM92 206V205H91ZM28 207V208H27ZM35 207V208H34ZM93 207V206H92ZM260 207H259V209H260ZM24 208V210H22V209ZM34 208V209H33ZM41 208V209H40ZM96 208H94V209H96ZM161 208V207H160ZM264 207H262L260 210L262 211V210H264L263 209ZM20 209V210H19ZM1 210V209H0ZM4 210V211H3ZM13 210H16V211H13ZM30 211V212H28V211ZM41 210H43V211H41ZM219 209H216V211H218ZM7 211L10 213V214H12V212H14V213H16V214H14V215H10L9 216V213H7ZM17 211H21V213H19L18 212V214H17ZM27 211V212H26ZM35 211V212H34ZM41 211V212H40ZM44 211H45V213H44ZM51 211V212H50ZM95 211H96V213H98L97 211H99V214H95ZM110 211H112V212H110ZM116 211V210H115ZM23 212V213H22ZM34 214H33V213ZM38 213V214H37ZM49 213V214H48ZM110 213V214H109ZM8 214V215H7ZM23 214V215H22ZM51 214V215H50ZM57 214H59V215H57ZM103 215V218L105 219H102V217L101 216H99V215ZM5 215H7V216H5ZM15 215H17V217L15 218V220H14V218H12L13 216H15ZM24 215H26V217H27V219H26V217H24ZM36 215V216H35ZM41 215V216H40ZM53 215H54V217H56V218H53ZM98 215V216H97ZM105 215H106V217L107 218H105ZM57 216H59V218L57 217ZM7 217H11L12 218V222L10 223V221H11V219L10 218H7ZM29 217H31V218H29ZM41 219H40V218ZM45 217V218H44ZM49 217V218H48ZM97 217H99L98 219H97ZM108 217H110V219H108ZM6 220H5V219ZM21 218H22V220H21ZM250 218V217H249ZM248 218V221L246 220L247 218H245V221L244 222H246L245 224L246 225H250L251 223H252V218H250L249 219ZM7 219H8V222H9V226L12 228V229H14L15 228V226H16V228L14 229V231L12 232V230L11 229H8V228H10L9 226H8V222H7ZM18 219V220H17ZM60 219V220H59ZM93 219V220H94ZM113 219V220H112ZM3 220H5V221H3ZM38 220V221H37ZM100 220H101V222H100ZM103 220V221H102ZM250 220V221H249ZM3 221V223H5L4 224V227L3 228H1V226L3 225V223H1ZM40 221V222H39ZM104 221H105V223H104ZM162 221V222H161ZM164 221V222H163ZM16 222V223H15ZM18 222V223H17ZM110 222V223H109ZM113 222V223H112ZM161 222V223H160ZM169 222H170V224H169ZM171 222H172V224L173 225H171ZM25 223L27 224V225H25ZM158 223H160L159 224V226H166V228H168V229H170V227H171V231H173V233L175 232V231H177L179 234V236H180V234H182V233H185V232H190V230H192L193 229V224L191 223V222H186V223H180L179 224V222L177 223V222H174V221H168L167 220V222H166V219L165 218H162L161 217V219H160V221L158 222ZM167 223V224H166ZM7 224V225H6ZM12 224H13V226H12ZM17 224V225H16ZM98 224V225H97ZM101 224H104V225H101ZM106 224H108V225H106ZM161 224H163V225H161ZM166 224V225H165ZM169 224V225H168ZM174 224H176L177 226H175ZM15 225V226H14ZM20 225V226H19ZM23 225V226H22ZM95 225V226H94ZM101 225V226H100ZM5 226H8V227H5ZM110 226V227H109ZM174 226L176 227V229H172V227L174 228ZM20 227V231L19 232H17ZM101 227V228H100ZM103 227V228H102ZM180 227V228H179ZM4 228H5V232L3 231L4 230ZM101 229H103V230H101ZM105 229V230H104ZM6 230H8L9 232H8V234H10V233H13V234H10V235H8L6 232ZM11 230V231H10ZM16 230V231H15ZM86 230V231H87ZM110 230V229H109ZM181 231H183V232H181ZM90 232H92V233H90ZM177 232H175V235L173 234V236H167V242H166V239L164 238H161V239H163V240H158V239H160V238H156L155 239V241L156 240H158V242L160 241L161 243H157V242H155V246L156 247H158V250L160 251L161 249L163 250L164 248L162 247V246H171L172 244L171 243H173L174 241L172 240V238L171 237H173L174 238V240H176V239H178L179 238V236H178V238H176V234H177ZM181 232V233H180ZM219 232H221V231H219ZM219 232L217 233V232H209V234L207 233V234H205V233H200V234H198V236H197V234H195V235H192L191 237H190V239H188V240H186V241H184V242H186L187 243V241H190V243L188 242L187 243V245H186V243H182L183 244V246H185L186 248H189L190 246H192V247H190L191 249H197V248H200V244H203V241L205 242V240H207L206 239V237L208 238V240H207V242H211L212 241V243L213 242H215L218 238L221 240V238H220V236H218L219 235ZM230 232V231H229ZM259 231H256V233H258ZM6 233V234H5ZM23 233V234H22ZM59 233V234H58ZM60 233L61 232H58L57 230L55 231V229H50V230H48V232L47 231H43V232H39V233H36L34 236H35V238H33V240L31 241V243L29 242V243H26L25 245L24 244H21V245H19V247H21L20 249H22V250H25V251H28V250H30V249H32L33 247H35L36 245L37 246H39V244H40V248H41V250H43L44 249V251H45V248L46 247H48V248H46V259L45 260H43V261H41V262H43L44 264H61L60 262H62V263H66V262H71V264H74V263H76V262H78V259L79 258H81V257H87L86 256V254H85V251L87 250V248L86 247H88V245H86V246H82L81 247V245L80 244H78V247H76L77 245H76V243L78 242V243H81V242H79V241H77L76 242V240L74 239V240H71L72 238H70V241H68L69 240V238L68 237H66V236H68V235H66L67 233H63L62 234V236L60 235ZM87 233H89V234H87ZM100 233L102 234V235H100ZM226 233H228V232H221L220 233V235H221V237H223L222 238V240H221V242H223L222 244H223V246L220 248V250H215V249H212L211 251H210V253H211V255L212 256H216L217 255V257H219L218 259L219 260H217V263H219V264H225V262L227 263L228 261H231V260H233V262L235 261L236 263H237V261L235 260V259H238V255L241 253V252H244L245 250H248L249 249V247L250 248H253V247H255V250H254V248H253V252L252 253H254L255 251L257 252V247H258V250L260 249V248H264L263 246H264V244L262 243V245H261V242H263V239H264V230H260V232H259V235L258 234H254L255 233V231H252V234L251 233H248V235H246V237L245 238H242L243 240H244V242H243V240H242V242H241V238L240 239H235V234L233 233V232H230V233H232V234H230V233H228L227 235H225ZM39 234V235H38ZM43 234V235H42ZM49 234V235H48ZM57 234V235H56ZM65 234V235H64ZM98 234H99V236H98ZM222 234H223V236H222ZM250 234V235H249ZM261 234H263L261 237H260V239H258L259 238V236L261 235ZM8 236L7 238L6 237H4V240H3V236ZM21 235V236H20ZM42 235V236H41ZM64 235V236H63ZM90 237H89V236ZM96 235V236H95ZM211 235H212V237H211ZM224 235H225V237H224ZM256 235V240H255V238H253L254 236ZM33 236V237H34ZM175 236V237H174ZM218 236V237H217ZM231 236V237H230ZM248 236V237H247ZM61 238V241L59 240V239H57V238ZM62 237H63V241H64V239H65V244H64V242H62ZM92 237V238H91ZM101 237H103V238H101ZM170 237V238H169ZM200 237V238H199ZM228 237V238H227ZM234 237V238H233ZM68 238V240H66ZM85 238V240H87ZM195 238H197V239H195ZM202 238H203V241H201V243H200V239L202 240ZM211 239V241H209L210 239ZM230 238V239H229ZM232 238V239H231ZM40 239V240H39ZM99 239V240H98ZM169 239H170V241H169ZM218 239V240H219ZM235 239V240H234ZM7 240V241H6ZM43 240V241H42ZM85 240H84V242H85ZM193 240V241H192ZM198 241V243L197 242H195V241ZM215 240V241H214ZM219 240V241H220ZM240 240V242H238ZM257 240H259V243L257 242ZM36 241V242H35ZM68 242V244H66L67 242ZM71 241H75L73 244H70L71 243ZM93 241V242H92ZM163 241V242H162ZM233 241H235V242H237V244H235V245H233L234 247H231L232 246V244H234V242ZM38 242V243H37ZM70 242V243H69ZM92 242V243H91ZM141 243V241H135V244L136 243ZM231 242V243H230ZM247 242V243H246ZM55 243V244H54ZM61 243V244H60ZM63 243V244H62ZM94 243V244H93ZM133 243V242H132ZM138 243V244H139ZM157 243V244H156ZM168 243V244H167ZM242 243V244H241ZM247 244V247H245V244ZM249 243V244H248ZM50 244V245H49ZM74 244H75V246H74ZM101 243H99L98 244V246L100 245ZM159 244V245H158ZM165 244V245H164ZM181 244V245H182ZM197 244V245H196ZM226 244V245H225ZM229 244V245H228ZM241 244V245H240ZM0 245V246H1ZM59 245V246H58ZM62 245H63V247L64 248H69V249H67L66 251H65V249L64 248H62ZM68 245V246H67ZM71 245V246H70ZM132 245H134V244H131L130 246H132ZM137 245V244H136ZM135 245V246H136ZM141 245V246H140ZM139 246L140 247H135V249H134V247L132 248L134 251H132V252H134V253H137V252H139L140 250H139V248L141 249V247H142V244H140ZM195 245V246H194ZM248 245H249V247H248ZM262 247H261V246ZM199 246V247H198ZM229 246V247H228ZM242 246V247H241ZM259 246H260V248H259ZM32 247V248H31ZM197 247V248H196ZM226 247H228V248H226ZM244 247H245V249H244ZM52 248V249H51ZM53 248H54V250H53ZM74 248H76V249H74ZM83 250H82V249ZM129 248H131V247H129ZM189 248V249H190ZM238 248H240V249H238ZM243 248V249H242ZM49 249H51L52 250V252L51 251H49ZM55 249H56V251H55ZM62 249V250H61ZM131 249V250H132ZM157 249V248H156ZM223 249V250H222ZM231 249V250H230ZM242 249V250H241ZM262 249H260L259 251H261ZM74 250L76 251V252H74ZM79 250V251H78ZM137 250H139V251H137ZM157 250V251H158ZM161 250V251H162ZM198 251L200 250V249H197ZM228 250H229V252H228ZM235 250V251H234ZM237 250V251H236ZM240 250V251H239ZM264 250V249H263ZM61 251V252H60ZM249 251H251V249L249 250ZM50 252H51V254H50ZM59 252V253H58ZM63 252V253H62ZM107 252H109V251H107ZM107 252H103V253H105L104 254V256L105 257H103V253H100V254H98L97 255V257H94L93 259H91V260H93V261H97V262H100V263H104V262H106V261H108L111 257L110 256H112V253L111 252H109L110 253V256H108L109 255V253H107ZM213 252V253H212ZM222 252V253H221ZM232 252V253H231ZM58 253V254H57ZM70 253V254H69ZM78 253V254H77ZM239 253V254H238ZM55 254V255H54ZM65 254V255H64ZM219 254V255H218ZM224 254V255H223ZM257 254V253H256ZM259 254H262L263 256H264V252H258V255ZM66 255H68L67 257H66ZM51 256V257H50ZM65 256V257H64ZM78 256V257H77ZM100 256H102V257H100ZM107 256L109 257L108 258V260H107ZM235 256V257H234ZM256 257H254V259H252V260H250L248 263L246 262L245 264H264V261L262 260V258H263V256H257V255H255ZM73 257L75 258V260L73 259ZM98 257H100L102 260H103V262H102V260L100 259V258H98ZM224 257V260H223V262H222V258ZM258 257V258H257ZM48 258V259H47ZM52 258V259H51ZM70 258V259H69ZM78 258V259H77ZM87 258H89V256L87 257ZM100 260H98V259ZM256 258V259H255ZM260 258V259H259ZM56 259V260H55ZM59 259V260H58ZM259 259V260H258ZM264 259V258H263ZM63 260H65L64 262H63ZM72 260H73V262H72ZM258 260V261H257ZM261 260V261H260ZM28 260H23V261H21V262H18V264H36L37 262H31V261H29V262H27ZM51 261H52V263H51ZM58 261V262H57ZM128 261V260H127ZM133 261H135V260H132L131 259V261H128V262H131L130 264H134L133 263ZM173 261H177V260H175V259H173ZM221 261V262H220ZM257 261V262H256ZM14 262V261H13ZM40 262V263H41ZM55 262V263H54ZM128 262H126V264H129ZM255 262V263H254ZM216 262H214V263H212V264H217Z\"/></svg>",
  "mask_w": 264,
  "mask_h": 264
}]
</instances>
